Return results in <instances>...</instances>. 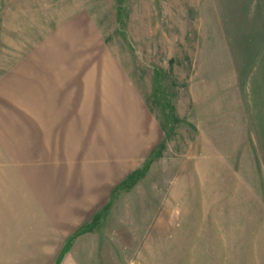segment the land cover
Wrapping results in <instances>:
<instances>
[{"label":"rangeland","instance_id":"obj_1","mask_svg":"<svg viewBox=\"0 0 264 264\" xmlns=\"http://www.w3.org/2000/svg\"><path fill=\"white\" fill-rule=\"evenodd\" d=\"M0 264H264V0H0Z\"/></svg>","mask_w":264,"mask_h":264}]
</instances>
